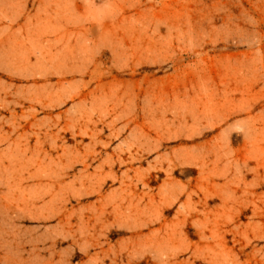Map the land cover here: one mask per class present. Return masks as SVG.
Returning <instances> with one entry per match:
<instances>
[{"label": "rangeland", "instance_id": "1", "mask_svg": "<svg viewBox=\"0 0 264 264\" xmlns=\"http://www.w3.org/2000/svg\"><path fill=\"white\" fill-rule=\"evenodd\" d=\"M0 264H264V0H0Z\"/></svg>", "mask_w": 264, "mask_h": 264}]
</instances>
